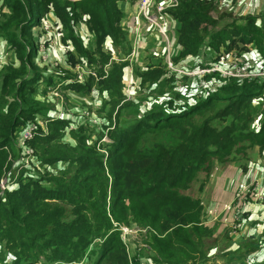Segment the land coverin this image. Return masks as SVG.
Wrapping results in <instances>:
<instances>
[{"label":"trees","instance_id":"16d2710c","mask_svg":"<svg viewBox=\"0 0 264 264\" xmlns=\"http://www.w3.org/2000/svg\"><path fill=\"white\" fill-rule=\"evenodd\" d=\"M120 1L0 0V37L14 55L0 69V180L9 167L18 171L16 184L0 194V264H138L121 237L120 227L130 223L146 230L145 246L157 264L205 262L204 239L213 230L200 222L202 207L198 218L192 200L187 204L179 189L209 156L227 161L248 148H264V117L257 131L250 127L257 113L264 114L262 77L212 70L203 76L213 78L214 86L182 108L164 99L171 76L164 77L159 64L149 66L135 75L141 84L154 85L152 91L162 99L139 113V100L127 99L124 91L128 51L121 54L125 30ZM214 1L179 0L168 9L179 23L174 60L196 55L204 45L215 54L221 49L224 54L236 50V55L251 45L264 59V8L256 14L214 17ZM47 14L56 20L57 30L50 35L42 29ZM80 24L92 34L87 44L77 30ZM38 28L43 39L56 37L68 47L62 76L47 71L52 64L40 62ZM106 38L114 55L104 49ZM79 58L94 73L83 82L76 79ZM57 84L64 94L105 95L93 110L103 120L98 124L102 133L89 118L76 124L63 113L52 114L54 102L38 94L45 96ZM128 107L135 109L130 117L123 114ZM36 117L44 127L37 124L26 140L33 151L26 166L17 134L36 123ZM165 129L176 133L173 141L152 145L150 135ZM103 134L108 141H100ZM255 243L243 255L257 249ZM8 255L12 259L6 261Z\"/></svg>","mask_w":264,"mask_h":264},{"label":"rangeland","instance_id":"374dc122","mask_svg":"<svg viewBox=\"0 0 264 264\" xmlns=\"http://www.w3.org/2000/svg\"><path fill=\"white\" fill-rule=\"evenodd\" d=\"M214 2L215 9L212 12V15L214 17L222 14L225 16V13H230L233 17H238L245 14H256L258 11L264 8V0H215ZM167 13L168 10L165 14ZM46 17H48V14ZM160 22L163 23L165 30H167V25L175 21L168 17H164L163 20L160 19ZM223 22L224 21H222L220 24H222ZM80 27L81 29L79 30ZM84 27L85 25L83 26L82 24H80L77 30L83 38L82 41L84 42V44H87V39L92 40V34L87 30L86 27L84 29ZM39 31L41 32L43 30L39 29ZM150 31L153 35L146 34V39L150 42V46L154 47L156 45V41L157 43L162 44L161 37L157 34L155 27H151ZM128 35L129 33L127 31L123 44L124 51L121 52V54L124 55L125 51L132 50L129 49L128 45H126L125 43ZM44 37L45 33L41 32L40 43H44V46L46 48L47 46H49V44L47 43V39H43ZM169 37L171 41L175 40V38L173 39V37ZM59 44L60 42H58V45H53V50L59 47ZM62 46H64L66 49L68 48L64 44ZM248 47V51H246L245 53H241L240 55H236V50H232L231 52L224 54L220 49V59H217L219 52H217L218 54H215L206 45H204L200 48L199 52L196 55L182 57L175 61L174 59L178 53L176 44L174 43L173 52L170 54L171 66L167 65L168 55L165 56L163 51H160V56H153L150 52L149 47L144 51L146 53L145 56L140 55L139 51H136V53L134 54L133 50L134 55L133 57H130V59H132L131 63L133 66L134 74L136 70L143 71L148 69L150 63L159 64V66L164 69L163 76H171V81H169L167 84L168 89H165V91H169V93L165 92L166 95L164 99L166 97L169 99H173V103L175 105L181 106L183 108L187 104H192L196 96L203 95L205 88L214 86V84L212 83L213 78L206 79L203 76L205 73L212 72L214 68L219 70L220 75L231 73L235 74L237 77H249L252 76V74L254 75L255 70H264V59L258 56L253 46L248 45ZM50 48L51 47L49 46V49ZM49 49H45L44 55L46 56V62L50 64L49 66H51V63L54 60L50 58L51 50ZM58 49L59 55L63 57V51L60 47ZM126 56L127 55H125L124 57ZM13 58V52L7 50L5 40L0 37V69H2L3 66L7 65L9 61L13 60ZM79 61L80 64H78L76 68L80 71L82 67L86 66V63L84 58H79ZM66 66H68L67 61L58 67L51 66L47 69V71H51L56 75L62 76L63 71L60 69H67ZM47 71H44V74H46ZM170 86H172L171 90ZM153 87L154 85L150 87L148 86V84H141L139 78L135 80L134 83H132L128 93L133 96V98L131 99L139 100V107H136L138 111L140 109L143 112V109H148L151 105L160 103L162 94L157 95L156 92H153ZM42 88L43 84H39L38 93L42 90ZM163 88L165 87H161V90H163ZM176 91L180 93L178 97L175 96L174 92ZM38 96L40 99L49 97V100L51 102H54L52 110L56 109V112L52 114L61 116V113H63L64 117H70L72 120H76V124L82 123L84 122V120H86V118H89L88 120L90 121V123L93 122V126L98 129L97 132L102 133L98 124L103 123V120L101 119L100 121L98 119L100 117H98L97 113L93 110L95 109L97 111V109L102 104L101 98L105 97V95H98L97 92H92L89 97H84L73 92L64 94L60 88V85L57 84L55 88L52 89L51 92L46 93L45 96H43V94H38ZM65 97H69V108H65ZM151 97H153L156 101H153ZM258 102L259 101H255L254 105L257 106ZM90 104L93 105L92 108H90ZM134 111V107H128L127 110L125 109L123 111V114L130 117L132 116ZM142 112L139 111V113ZM263 117V113H257L254 116L253 123L250 127L253 128V130L257 131ZM40 118H37L35 121H38ZM93 119L96 121L94 122ZM221 125L222 123L219 122V125L217 126L220 127ZM94 137L95 136L93 135V138ZM102 137L103 139L100 140L101 142L108 141V138L104 136V134L102 135ZM175 137V132H172L169 129H165L154 135H150V138L152 139L150 142H152V145L158 140L172 142ZM146 143L147 142L144 139L143 145H145ZM263 150L260 152L257 146L253 149L248 148L239 154H235L233 158H229L227 161H220V158L217 159L216 156H209L199 166V168H197L190 180L184 183V187L179 189V192L183 195L187 204L191 205L190 200H192L198 218H200L198 206L202 207L200 222L204 223L208 227H211L214 232H212L213 234L210 237L204 239L206 248L208 250V260L205 262L197 261L196 263L190 261L188 262V264H253V253L249 252V255L248 253L246 255L243 254L246 252L245 248L247 249L254 246V241H258V243H260L261 241L264 244V238H261V236L264 235V219L261 221L259 226L254 225V231L249 236L244 235V239L236 236L240 234L243 229L247 228L244 225L246 220L245 214L251 212L254 213L257 207L263 208L264 206V198L262 197L264 195V177L262 176V173H264ZM23 161L25 162V158L23 159ZM258 164L260 166H263L261 170L257 168ZM244 165H248V168L246 169V171L248 170L247 172L243 170ZM62 167L63 166H61V164L57 165V171L58 168ZM16 169V167L7 168L4 171L2 178H7V180L10 179L11 182H13V184L15 185L18 175V171ZM256 169L258 170L256 171ZM225 171L227 173L230 171L236 172L237 175H234L233 177L234 181L232 183L231 189L229 184L227 187H223L228 193L230 190V196L228 197V199L219 201L215 197L218 196L219 191V189L216 190L215 188L216 178ZM260 187L262 189H260ZM246 193L248 194L246 195ZM212 208L216 209L215 214L209 213ZM258 213L259 211L257 210L256 214ZM252 224L250 225V227H252ZM120 228L122 240L125 243L131 257L137 256L139 260H137L138 264H157V262L154 261L145 246L148 239L146 230L139 229V227H137L133 223H130L127 226H121ZM218 242L219 245H221L222 247L226 246V250L230 251H225L227 253H225L224 251H219L220 246H218ZM213 245H217L216 250L212 249L213 247L211 248V246ZM210 249H212L211 252H209ZM263 257L264 256H262V258ZM8 259H12L10 255H8L6 261ZM81 264H88V262L84 261Z\"/></svg>","mask_w":264,"mask_h":264},{"label":"built area","instance_id":"2783aa9c","mask_svg":"<svg viewBox=\"0 0 264 264\" xmlns=\"http://www.w3.org/2000/svg\"><path fill=\"white\" fill-rule=\"evenodd\" d=\"M179 0H135V4H136V12L135 13H130V17H132V15H135L137 18H139L143 24H142V29H145L146 31L150 30V28L155 27V30L157 32V34L161 37V51H163L164 55L167 56V65L171 66V60H170V54L173 52V42L171 41V39L169 38V33L168 32H174L172 29L169 28V26L167 25V30H165L164 25L162 22H160V19L163 20L164 17H168L172 20H174L168 13H166V11L169 8L174 7L175 5H177ZM122 25L124 27V24L122 22ZM42 29H44L47 34H52L57 30L56 25H53L52 23L48 22L47 20H43L42 21ZM170 30V31H169ZM171 33V34H172ZM48 40V44L50 47H52L53 45H58V41L56 37H51V38H47ZM49 46H47L45 48L44 43H40L39 39H38V46H37V53L40 57V62L44 63L46 62V56L44 55L45 49H49ZM59 47L61 48V50L65 53L66 52V48L64 46H62L61 44H59ZM133 50H134V54L136 53L135 49L132 48L131 52L129 55H127L126 57H124L125 60L128 61V65L125 67V74H126V80H127V75H131L133 74V66H132V59H130V57H133ZM156 54V53H155ZM138 56V53H137ZM54 61L51 63L53 66H58V61L57 59H53ZM1 65V63H0ZM78 66V65H77ZM76 66V67H77ZM77 69V68H76ZM213 70H218V69H213ZM219 71V70H218ZM89 74H93V72L90 71V69H88L86 66L82 67L79 71V69H77V75H76V79L78 82H83L85 80V78L89 75ZM222 75V74H221ZM236 76L235 74H231V73H227L224 74L223 76ZM252 76H257V77H262L264 78V70H255L254 71V75L252 74ZM249 76V77H252ZM237 77V76H236ZM126 85L124 87V91L126 93V97L127 99L129 97H131V94L128 93L129 89L132 85V83H129V80L126 81ZM93 121L95 122L96 120L93 119ZM43 121H36V123H32L29 124L26 128L22 129L20 132H18L17 134V146L21 149L22 152V162L25 163V165L27 166L30 163V160L32 159V155H33V151L30 147L27 146L26 144V140L30 139L33 135V133H35V129L37 128V124L43 126ZM73 125H71L72 127ZM25 158V162L23 161V159ZM13 182H11V180H7V178H1L0 180V194L3 193L7 188H10L12 186ZM260 189H262L260 187ZM251 193V191H250ZM248 193H246L247 195ZM245 195V197H246ZM264 198V195L262 196ZM209 213H216V209L212 208Z\"/></svg>","mask_w":264,"mask_h":264},{"label":"crops","instance_id":"0c3cea01","mask_svg":"<svg viewBox=\"0 0 264 264\" xmlns=\"http://www.w3.org/2000/svg\"><path fill=\"white\" fill-rule=\"evenodd\" d=\"M118 7L123 12L122 22L124 24L125 35H126V32L127 31L129 33V35H128L127 39H126V42H125L126 45H128V48L129 49H132L133 48V49H135V51H137V52L139 51L140 52V55L145 56L146 53L144 51H145V49H147L149 47L150 48V52H151V54L153 56H156V57L157 56H160L159 52L161 51V48H162L161 47V44L157 43V41L155 40L156 41V45L154 47H151L150 46V42L147 41V39H146V34L153 35L151 33V31L150 30L146 31L145 29H142L143 22L139 18H137L135 15H132V17H130V13H135L136 12V4H135V2L131 4L130 2L125 1V0L124 1H120L118 3ZM53 18L54 17H52V15H49V17L47 18V21L51 20L49 22L52 23L53 25H55L54 22L56 20H55V18L54 19ZM174 21L175 22H172V23H169L168 24L169 28L172 29L174 32L172 33L169 30L170 32H168V33H169V36L173 37V39L175 38V40H172V42H173V44L174 43L176 44V38H177V34L176 33H177L178 28H179V23L176 20H174ZM84 29H85V27H84ZM152 32H153V30H152ZM154 34H155V32H154ZM175 34H176V37H175ZM176 47H177V51H178L177 44H176ZM58 48L59 47H57L55 50H53V48L51 47L49 50H51L50 58L51 59H57L58 66H60V65H62L63 63L66 62V59H65L64 56L61 57L59 55V49ZM104 49L111 51L112 55L115 54L114 53L115 51H114V49H113V47L111 45V42H110V39L109 38H106V40L104 42ZM130 52L131 51H128V53L126 55H129ZM149 65H150V67H155L158 64L150 63ZM137 79H138V76L133 73L131 75H127V80L126 81L129 80V83H134L135 80H137ZM258 150H259V148H258ZM263 152H264V150H263ZM247 168H248V165H246V169ZM252 168H255V167H252ZM257 168L259 170H261L263 168V166H260L258 164V167ZM258 169H256V171ZM228 173L225 171V172H223L222 174H220L216 178V187L215 188H216V190L219 189V191H218V196H215V197L219 201L227 200L228 199V197L230 196V190H229V193H228V192H226V190L223 187H227L228 184H229L230 189H231L232 183L234 181L233 177H234V175H237L236 172H231L230 171ZM262 176L264 177V173H262ZM263 186H264V180H263ZM257 210L259 211L258 214H256V211ZM256 211L254 213H252V212L251 213H246L245 212L246 213L245 214V219L246 220H245L244 225L247 228L243 229V231H241L240 234H238L236 237H239V238L244 239V235L245 236H247V235L249 236L254 231V228H255L254 225L255 226H259L260 225L261 221L264 219V206H263V208L262 207H257ZM251 224H252V227H250ZM261 238H264V235H262ZM257 244L259 245L258 248L257 249L255 248L254 250H252L250 252L253 253L252 254V261L260 262V261H262L264 259V257L262 258V256H264V244L261 241H260V243H258V241H257ZM255 245H256V243L254 241V246ZM218 246H220L219 251H224V252L225 251H227V252L230 251V250L229 251L226 250V246L225 247H222L221 245H219V242H218ZM254 246L249 247L247 249H251ZM211 248L214 249V250H216L217 249V245H215V246L213 245V246H211ZM212 249H210L209 252H211ZM247 249L245 248V250H247ZM227 252H225V253H227ZM248 255H249V253H248Z\"/></svg>","mask_w":264,"mask_h":264}]
</instances>
